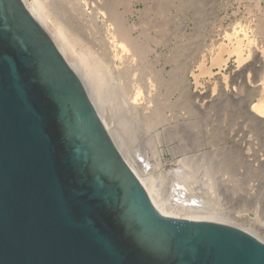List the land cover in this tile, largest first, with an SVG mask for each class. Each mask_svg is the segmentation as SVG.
Returning <instances> with one entry per match:
<instances>
[{
	"label": "water",
	"instance_id": "95a60500",
	"mask_svg": "<svg viewBox=\"0 0 264 264\" xmlns=\"http://www.w3.org/2000/svg\"><path fill=\"white\" fill-rule=\"evenodd\" d=\"M25 0H0V264H264L232 223L167 215Z\"/></svg>",
	"mask_w": 264,
	"mask_h": 264
},
{
	"label": "rangeland",
	"instance_id": "374dc122",
	"mask_svg": "<svg viewBox=\"0 0 264 264\" xmlns=\"http://www.w3.org/2000/svg\"><path fill=\"white\" fill-rule=\"evenodd\" d=\"M69 3L65 7L70 10H66L67 23L89 45L82 43L84 47L79 44L76 49L86 48L84 51L93 55L91 69L101 80V102L89 87L96 105L102 108L101 114L126 157L153 187L168 214L233 223L264 240V127L248 118L245 109L246 98L248 102L254 99L252 105L264 90V0ZM115 15H123L125 19L120 20L133 26L131 36L136 38L137 46L145 47L144 54L132 53L134 49L128 47L129 52L122 51L120 37L113 33L119 21ZM236 38H243L247 61L238 63L235 54L225 52L226 62L216 64L213 59L220 45L231 46ZM118 49L123 57L113 56ZM156 51L161 53L157 57ZM204 66L210 69L209 74L201 72ZM206 112H213L214 122L224 126L227 135L225 143L218 142L227 147L216 153L211 166L206 165L205 149L200 148L202 131L213 122L212 118L205 120Z\"/></svg>",
	"mask_w": 264,
	"mask_h": 264
},
{
	"label": "bare ground",
	"instance_id": "6f19581e",
	"mask_svg": "<svg viewBox=\"0 0 264 264\" xmlns=\"http://www.w3.org/2000/svg\"><path fill=\"white\" fill-rule=\"evenodd\" d=\"M64 1H68V3H69V0H31V2H27L26 0H25V2L27 3V5L29 6V8L31 9V11L33 12V14L39 19V21L45 26V28L51 33V35L53 36V38L55 39V41L57 42V44H58V46L60 47V49H61V51L63 52V54L65 55V57L67 58V60L70 62V64L71 65H73V67L81 74V76L83 77V78H86V79H88L87 81H88V83L90 84V86L89 87H92L93 89H94V91H96L97 92V95H98V99H100V102L102 101V99H101V97H99L100 95V91L102 90L101 89V80H99V78L97 77V75H96V73L92 70L93 69V67H91V65L93 66L94 64H92V62H93V60L91 59V56H93V55H88V53L87 52H85L84 50L86 49H79V50H82V52L81 51H79V50H77L76 49V46H79V44H81L82 45V43H85V41L83 42V40H82V38H80L79 36H78V34H74L75 32H77L76 30L74 31V30H72V28L70 29V20H69V17L67 16V8H65V7H69V6H66V4L67 5H69L68 3H66L65 2V6H64ZM74 1V0H73ZM71 7V6H70ZM74 7V6H73ZM72 7V8H73ZM77 8V7H76ZM76 8L74 9V10H76ZM129 8V7H128ZM131 9L132 8H130V12H131ZM135 9V8H134ZM67 10V11H66ZM72 10V9H71ZM70 11V10H69ZM68 11V12H69ZM82 11V10H81ZM74 12V11H73ZM83 12V11H82ZM71 13V12H70ZM77 13V12H76ZM84 13V12H83ZM117 14V13H116ZM74 15V14H73ZM80 15V14H79ZM71 16V15H70ZM116 16V15H115ZM118 16V15H117ZM116 16V17H117ZM67 17H68V20L69 21H67ZM72 18V17H71ZM117 18H119L118 20V22L116 21V28H115V30H113V33L114 34H116L117 36H115L114 34V36L115 37H120L119 39L121 40V45H122V51H128V49H127V47L128 48H131V50L132 49H134V51L132 52V53H135V54H144L145 52H146V50H145V47L143 46V45H138L137 46V44H136V38H133L134 37V35H133V37L131 36V33H130V28H131V30L132 29H134L133 28V26L132 27H129L128 25H126V23L124 22V21H122V20H120V19H123V15H122V17L120 18V15H119V17H117ZM260 18V17H259ZM114 19V18H113ZM124 19H125V17H124ZM123 19V20H124ZM127 19V18H126ZM262 21H263V18H262ZM67 22H69V23H67ZM74 22V21H73ZM73 24V23H72ZM94 24V23H93ZM113 24V23H112ZM261 24H264V23H261ZM260 26V25H259ZM90 28H91V26H90ZM94 28V27H93ZM113 28V27H112ZM257 28V27H256ZM261 28V27H260ZM259 28V29H260ZM263 28H261V30H262ZM74 31V32H72V31ZM115 31V32H114ZM264 31V30H263ZM246 32V31H245ZM256 32H258V31H256ZM256 34V33H255ZM260 34V33H259ZM261 34H262V32H261ZM257 35V34H256ZM83 36V35H82ZM112 36V35H111ZM253 36V35H252ZM232 37V36H231ZM230 36H229V38H231ZM239 37H240V35H239ZM248 37V36H247ZM252 38V37H251ZM257 38V37H256ZM231 39H233V38H231ZM232 41V40H231ZM230 41V42H231ZM235 41V40H234ZM254 41V40H253ZM256 41V40H255ZM262 41V40H261ZM246 42H248L247 40H246ZM119 43V44H120ZM233 43V42H232ZM231 43V44H232ZM254 43V42H253ZM85 44H87L88 45V43H85ZM224 44L226 45V43H223L222 45H220V52H218L216 55H215V58L213 59L214 60V62L216 63V64H219V66H222V64L223 63H225L226 62V60H225V58H224V53L225 52H228V53H230V55L231 54H235L236 55V57L238 58V63H242V62H244L246 59H247V56H246V52H245V47H244V44H243V38H236V42H235V44H232L231 46H228V45H226V46H224ZM229 44V43H228ZM247 44V43H246ZM81 45H80V47H81ZM83 46V45H82ZM89 46V45H88ZM143 46V47H142ZM222 46V47H221ZM84 47V46H83ZM87 47V46H86ZM218 47V46H217ZM248 47V46H247ZM252 47V46H251ZM79 48V47H78ZM89 48V47H88ZM91 48V47H90ZM93 48V47H92ZM153 49H155V48H153ZM152 49V50H153ZM79 51V52H78ZM151 51V50H150ZM153 51H155V50H153ZM216 51V50H215ZM250 52H251V50H249ZM89 52H90V50H89ZM129 52V51H128ZM157 52V51H156ZM249 52V55L251 54ZM158 53V52H157ZM156 53V57H157V55L159 56V54H161V53H158L157 54ZM95 55V54H94ZM113 56H121V57H123L124 56V54H123V56H122V54L119 52V49H118V52H114V55ZM143 56V55H142ZM212 56V55H211ZM95 57H96V55H95ZM99 57V56H98ZM97 57V58H98ZM126 57V56H125ZM128 57V56H127ZM161 57V56H160ZM160 57H158V58H160ZM90 59L92 60V62H91V64H90ZM94 60H96V59H94ZM98 61H99V59H97ZM96 60V61H97ZM159 60L157 59L156 60V62H157V64H159V62H158ZM247 61V60H246ZM211 62V61H210ZM214 62L212 63V64H214ZM96 63V62H95ZM165 64V63H164ZM205 64V63H204ZM98 65V64H97ZM77 66L79 67V69L84 73V74H82V72H80V70H78V68H77ZM158 66V65H157ZM100 67V66H99ZM102 67V66H101ZM162 67V66H161ZM197 67V66H196ZM208 67H210L209 65H208ZM208 67H206V66H204L203 67V69L201 70V72L204 74V73H207V74H209L211 71H210V69L208 68ZM92 68V69H91ZM95 68V67H94ZM211 68V67H210ZM165 69V68H164ZM163 69V67H162V71L164 70ZM101 70V69H100ZM160 70H161V68H160ZM96 71V70H95ZM165 71V70H164ZM97 72V71H96ZM95 73V74H94ZM199 73H200V71H199ZM249 74V73H248ZM84 75V76H83ZM102 77V76H101ZM86 79H85V81H86ZM102 79H103V77H102ZM259 91V90H258ZM262 91L263 92H260L259 93V95H258V98L256 99V101L252 104V105H250V103H252L253 101H254V99H250L249 100V102L248 101H246V100H248V98H246V100H245V102H246V107H245V109L247 110L246 112L247 113H249L248 114V118H252L255 122H257L258 123V125H260V127H261V125H262V128L264 127V90L262 89ZM91 92H92V90H91ZM94 93V92H93ZM95 94V93H94ZM97 95H95V96H97ZM94 96V97H95ZM250 96H252V95H250ZM246 97V96H245ZM97 98V97H96ZM214 98V97H213ZM230 98V97H229ZM249 98H251V97H249ZM253 98V97H252ZM190 99V98H189ZM216 99V98H215ZM233 101V100H232ZM243 101V100H242ZM216 102V101H215ZM203 103V102H202ZM201 103V104H202ZM212 103V102H211ZM210 103V104H211ZM239 103V102H238ZM243 103V102H242ZM97 104V103H96ZM102 104V103H101ZM208 104V103H207ZM222 104H224V103H222ZM241 104V103H240ZM207 106V105H206ZM205 106V107H206ZM97 107H98V105H97ZM100 107H101V105H100ZM213 107H214V105H213ZM217 107V106H216ZM239 107V106H238ZM209 108H211V107H209ZM208 108V109H209ZM98 109H99V107H98ZM102 109V108H101ZM100 109V110H101ZM99 110V111H100ZM210 110V109H209ZM208 110V111H209ZM213 110V109H212ZM200 111H202V110H200ZM214 111V110H213ZM220 111V110H219ZM199 112V111H198ZM197 112V113H198ZM205 112V111H204ZM203 111L201 112V113H204ZM215 112V111H214ZM226 112V111H225ZM100 113H101V111H100ZM201 113L199 114V115H201ZM213 113V112H212ZM211 112H206L204 115H206V118H205V120L206 119H210V118H212V114ZM223 113H224V111H223ZM196 114V113H195ZM215 114V113H214ZM198 115V114H197ZM101 116H102V114H101ZM224 116V115H223ZM218 117V116H217ZM220 117V116H219ZM226 116H224V118H225ZM102 118H103V116H102ZM200 118V117H199ZM221 118V117H220ZM219 118V119H220ZM244 118V117H243ZM218 119V118H217ZM222 119H223V117H222ZM222 119H221V121H222ZM226 119V118H225ZM224 119V120H225ZM103 120H104V118H103ZM203 120H204V118H203ZM204 120V121H205ZM211 120H213V122H208L207 123V125L205 126V129L202 131L203 132V137L201 136L200 137V139L202 138V141H200V148H202V146H203V148L205 149H203L204 150V160H206V161H208L207 163H206V165L208 164V165H212L216 160H214L215 159V157H216V153H218V151L219 150H223V149H225L226 147H227V144H225L224 146H220L219 144H218V142L220 141H222V142H224L225 143V138L227 137V135H225V131H224V129L225 128H223L224 126H222V127H220V126H218L219 124L217 123L216 124V122H218V121H215L214 122V117L211 119ZM248 120V119H247ZM105 121V120H104ZM106 123V122H105ZM219 123H220V121H219ZM222 123V122H221ZM253 123V122H252ZM256 123V124H257ZM248 124V123H247ZM106 125H107V123H106ZM109 125V124H108ZM107 125V126H108ZM205 125V124H204ZM220 125H222V124H220ZM225 125V124H224ZM227 125V124H226ZM109 128V127H108ZM255 128V127H254ZM110 129V128H109ZM113 129V128H112ZM261 129V128H260ZM264 129V128H263ZM111 130V129H110ZM231 130V129H230ZM112 132V131H111ZM117 132H119V131H117ZM256 132V131H255ZM227 134V133H226ZM118 135H119V137H122V132H119L118 133ZM116 136H117V134H116ZM229 136V135H228ZM118 137V138H119ZM125 137V136H124ZM230 137V136H229ZM260 137V136H259ZM247 139V138H246ZM118 140V139H117ZM141 140V139H140ZM224 140V141H223ZM227 140V139H226ZM253 141H254V139H253ZM259 141V140H258ZM123 142H124V140H123ZM130 142V141H129ZM251 142V141H250ZM249 142V143H250ZM126 144V143H125ZM248 144V143H247ZM254 145V144H253ZM255 146V145H254ZM260 146V145H259ZM258 146V147H259ZM197 147V146H196ZM209 147H211V148H209ZM246 147V146H245ZM252 147V146H251ZM250 147V148H251ZM257 147V146H256ZM230 148V147H229ZM253 148V147H252ZM260 148V147H259ZM263 148V147H262ZM130 149V148H129ZM139 149V148H138ZM207 149V150H206ZM261 149V148H260ZM247 150V149H246ZM258 151V150H257ZM246 152V151H245ZM250 153V152H249ZM261 153V152H260ZM137 154V153H136ZM255 154V153H254ZM138 155H140V152H139V154ZM249 155H251V154H249ZM255 155H257V154H255ZM259 155V154H258ZM195 156V155H194ZM197 156V155H196ZM224 156V155H223ZM248 156V155H247ZM141 157V156H140ZM257 157V156H256ZM127 158V157H126ZM143 158V157H142ZM217 158V157H216ZM254 158V157H253ZM259 158V157H258ZM264 158V157H263ZM202 159V158H201ZM218 159H219V157H218ZM227 159V158H226ZM255 159V158H254ZM128 160V159H127ZM203 160V161H204ZM225 160V159H224ZM262 160V159H261ZM201 161V160H200ZM205 161V162H206ZM214 161V162H213ZM219 161V160H218ZM128 162L130 163V165L132 166V168H133V170H135V172L137 173V175L139 176V178L141 179V181L143 182V184L146 186V188H147V190H148V192H149V194H150V196H151V198H152V200H153V202L155 203V205L157 206V208L161 211V212H163L164 214H167V215H169L168 214V211L165 209V207L162 205V202L160 201V199L158 198V195L155 193V191H154V189H153V187L151 186V185H148V183H146V181L140 176V174H139V171L137 170V168L128 160ZM213 162V163H212ZM224 162V161H223ZM262 162V161H261ZM197 163V162H196ZM210 163V164H209ZM219 163V162H218ZM217 163V164H218ZM253 163H255V162H253ZM199 164V163H198ZM203 164V163H202ZM259 164V163H258ZM257 164V165H258ZM205 166V165H204ZM255 165H253V167H254ZM262 166V165H261ZM210 167L208 166V169H209ZM252 168V167H251ZM258 168V167H257ZM189 169V168H188ZM204 169V168H203ZM213 169V168H212ZM215 169V168H214ZM254 170H255V168H254ZM186 171V170H185ZM190 171V170H189ZM179 173V172H178ZM182 173H187V174H189L188 172H182ZM179 174H181V173H179ZM182 175V174H181ZM184 175H186V174H184ZM183 175V176H184ZM193 175V174H192ZM188 177H190L189 175H187ZM194 176V175H193ZM198 176H200V175H198ZM192 177V176H191ZM190 177V178H191ZM194 179V178H193ZM193 179L192 180H190V181H193ZM185 181H187V180H185ZM194 182H195V180H194ZM183 183V182H182ZM187 183H189V180H188V182ZM193 183H191V185H192ZM184 186V185H183ZM182 186V187H183ZM194 186V185H193ZM179 187V186H178ZM190 187V186H189ZM189 187H187V188H189ZM186 188V189H187ZM199 188V187H198ZM177 189H179V188H177ZM185 189V188H184ZM183 189V190H184ZM192 189V188H191ZM180 190V192L182 193V191H181V189H179ZM179 190H177V191H179ZM194 190V189H193ZM176 191V192H177ZM188 191H191V190H189L188 189ZM209 191V190H208ZM184 192V195L183 196H185L186 195V191H183ZM186 192V193H185ZM216 192V191H215ZM179 193V192H178ZM183 194V193H182ZM182 194H180V195H182ZM189 194V193H188ZM187 194V195H188ZM201 195H202V193H201ZM212 195V194H211ZM180 197V196H179ZM185 197H187V196H185ZM179 198H177V199H175L174 198V200H178ZM182 199V198H181ZM186 199V198H185ZM173 200V201H174ZM184 200H182V201H180V202H183ZM175 202V201H174ZM187 202V201H186ZM201 202V201H200ZM170 203H172V202H170ZM177 203V202H176ZM176 203H175V205H176ZM187 203H189V202H187ZM168 204H169V202H168ZM186 204V203H185ZM180 205V204H179ZM179 205H177V206H179ZM183 205V204H182ZM190 205H192V204H190ZM187 206V205H186ZM167 207H168V205H167ZM170 207V206H169ZM194 208V207H193ZM194 218H198V217H194ZM210 219V218H209ZM214 220H216V219H214ZM229 223V222H228ZM233 224V223H232ZM247 230V229H246ZM249 231V230H248ZM251 232V231H250ZM253 233V232H252ZM255 234V233H254Z\"/></svg>",
	"mask_w": 264,
	"mask_h": 264
}]
</instances>
